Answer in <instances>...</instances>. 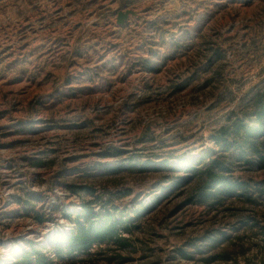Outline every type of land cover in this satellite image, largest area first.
<instances>
[{"label":"rangeland","instance_id":"374dc122","mask_svg":"<svg viewBox=\"0 0 264 264\" xmlns=\"http://www.w3.org/2000/svg\"><path fill=\"white\" fill-rule=\"evenodd\" d=\"M263 91L264 0H0V261L264 264V162L214 139L256 126ZM217 157L242 196L201 197ZM85 203L124 241L56 254Z\"/></svg>","mask_w":264,"mask_h":264},{"label":"trees","instance_id":"16d2710c","mask_svg":"<svg viewBox=\"0 0 264 264\" xmlns=\"http://www.w3.org/2000/svg\"><path fill=\"white\" fill-rule=\"evenodd\" d=\"M257 95L259 97L254 100V104L258 107L260 104H264V91ZM214 139L217 144L225 148L236 146L238 151L236 157L239 159L244 158V155H254L264 162V108L259 110L256 126L253 128H249L243 123V120H238L232 127H224L214 136ZM229 139H233L234 142ZM229 168V163L220 157L206 160L205 170L199 172L202 187L201 197L209 201H219L223 196L238 197L247 192L248 187L245 182L239 183L226 176L225 173ZM184 169L193 171L196 168L186 162ZM238 191L241 192L237 194ZM65 217L70 221L71 229L54 232L46 238V242L50 243L58 255H62L64 252L69 254L89 252L96 245L119 244L124 241L122 236L124 230L121 226L126 221L117 218L110 209L97 212L90 203H85L81 210L65 214ZM40 221L43 222L42 219ZM254 226H259L261 240L264 242V222H260V224L256 222ZM14 256L13 264H35L37 261L46 262L48 260L42 254V250H38V246L34 242H27L25 247L14 253ZM185 257L191 258L190 255ZM228 258L229 256L223 255L213 259ZM0 264L6 263L0 261Z\"/></svg>","mask_w":264,"mask_h":264},{"label":"water","instance_id":"95a60500","mask_svg":"<svg viewBox=\"0 0 264 264\" xmlns=\"http://www.w3.org/2000/svg\"><path fill=\"white\" fill-rule=\"evenodd\" d=\"M136 12L132 11V10H127L125 12L120 11L118 14V24L122 25L125 24L128 21V18L130 16H135Z\"/></svg>","mask_w":264,"mask_h":264},{"label":"built area","instance_id":"2783aa9c","mask_svg":"<svg viewBox=\"0 0 264 264\" xmlns=\"http://www.w3.org/2000/svg\"><path fill=\"white\" fill-rule=\"evenodd\" d=\"M7 195H9V194H7ZM6 204V203H5ZM4 204V205H5ZM62 223V222H61ZM63 229V230H62ZM71 229V226L69 225V224H57V227H56V229H55V231L57 232V231H69ZM52 233H54V230H52L51 231ZM51 233V234H52Z\"/></svg>","mask_w":264,"mask_h":264},{"label":"crops","instance_id":"0c3cea01","mask_svg":"<svg viewBox=\"0 0 264 264\" xmlns=\"http://www.w3.org/2000/svg\"><path fill=\"white\" fill-rule=\"evenodd\" d=\"M128 10H130V9H128ZM126 11H127V10H126ZM132 11L136 12L135 10H132ZM136 16H137V12H136V15H135V16H130V17H136ZM130 17L128 18V21H129ZM122 25H123V24H122Z\"/></svg>","mask_w":264,"mask_h":264}]
</instances>
